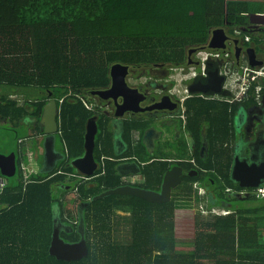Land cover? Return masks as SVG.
Listing matches in <instances>:
<instances>
[{
	"label": "trees",
	"instance_id": "1",
	"mask_svg": "<svg viewBox=\"0 0 264 264\" xmlns=\"http://www.w3.org/2000/svg\"><path fill=\"white\" fill-rule=\"evenodd\" d=\"M259 13L264 14V0H0V125L26 135L11 154L16 180L0 174L5 183L0 191V264H264V198L239 195L243 189L230 178L238 140L234 118L242 107L257 105L255 99L228 104L188 98V131L196 141L201 132L191 122L207 104L208 152L187 159L182 152L174 160L145 155L141 135L133 137L144 123L135 120L123 122L126 149L118 154L110 117L85 106L94 92L111 88L115 65L190 70L204 51L219 54L220 59H211L223 66L231 54L209 48L212 31L225 29L234 36L251 26L250 15ZM252 28L242 31L251 37L243 49L252 47L258 54L264 40L252 46V32H257ZM186 92L192 96L189 88ZM49 99H56L61 109L56 139L64 158L54 170L26 175L21 165L42 143L28 144L33 135L43 134L40 121ZM94 115L99 127L94 158L100 167L85 182L72 162L85 154L86 122ZM125 159L141 164L143 181L136 186L155 192L166 172L181 166L182 184L172 191L171 201L154 204L122 195L95 200L128 184L116 169ZM195 171L196 176L189 175ZM70 193L75 197L68 205L74 208L66 206ZM195 205L200 210L193 249L184 252L176 234V211ZM57 216L66 227L61 238L69 244L81 240L84 219L85 258L66 262L50 255Z\"/></svg>",
	"mask_w": 264,
	"mask_h": 264
},
{
	"label": "water",
	"instance_id": "2",
	"mask_svg": "<svg viewBox=\"0 0 264 264\" xmlns=\"http://www.w3.org/2000/svg\"><path fill=\"white\" fill-rule=\"evenodd\" d=\"M251 26L249 28H242L240 30L249 32L254 28L264 24V14H252L249 16ZM229 39L225 29H217L212 31V37L210 40L209 48L224 50L225 43ZM233 43L236 45L234 50V56L236 60H239L240 55L243 53V49L237 46V39H233ZM193 52H191L192 54ZM247 55L249 63L252 67L263 65V61L258 60L257 54L253 48H248L244 51ZM191 64V62L189 63ZM220 68L216 63L208 62V77L207 78H196L189 86V91L192 94L203 93L206 95H221L229 96L227 91L221 89L224 81V77L219 75ZM129 74V68L126 66L115 65L111 70L112 85L109 90L102 92H94L93 97L101 99L103 101H113L115 103L116 111L115 116H122L126 111L132 112H145L153 111L162 108L161 103L143 108L141 103L147 99V95L140 92L138 89H131L126 83V77ZM122 99L119 103L118 100ZM167 99L170 100L169 97ZM173 110V108H170ZM43 115L40 121V128L46 135L44 142L45 149V165L54 163L58 157L55 151L56 134L59 131V116L60 108L56 99H49L45 104L42 111ZM97 117H92L87 121L86 134H85V154L83 157L76 159L72 162V166L82 176H92L99 165L94 158L95 140L98 133ZM251 165L246 161H239L238 157L234 158L232 168L230 171V178L237 182L240 188H258L264 183V165H257L253 163L251 158ZM16 160L11 155L8 158L0 157V174L2 176L11 177L16 173ZM117 171L120 173V169ZM183 168L175 166L169 170L164 177L163 184L160 192H153L144 190L138 187H132L129 185L121 186L116 189L108 190L99 196L95 197V200L105 198L110 195H122V196H133L139 199L148 201L154 204H165L172 199V190L178 187L182 183ZM190 176H196L190 173ZM251 195L245 196L249 198ZM65 226L60 222L58 218L55 219V230L53 235V241L49 253L59 261H79L85 258L89 251L85 240V227L84 219L80 218L79 233L81 240L75 244L66 243L61 238L62 229Z\"/></svg>",
	"mask_w": 264,
	"mask_h": 264
},
{
	"label": "crops",
	"instance_id": "3",
	"mask_svg": "<svg viewBox=\"0 0 264 264\" xmlns=\"http://www.w3.org/2000/svg\"><path fill=\"white\" fill-rule=\"evenodd\" d=\"M255 29H256L257 32H264V24L260 25L259 27L255 28ZM239 33H242V30L239 29V32L234 33L236 35L232 36V38L237 37V35ZM246 36H248V35L242 36V39H240V41H242L243 44L250 43V41H251V37L250 36H249L250 40L249 41H245V37ZM232 38H230V40ZM262 39L264 40V38H262ZM249 48H252V47H249ZM245 50L246 49H244V51ZM224 51H225V49H224ZM257 58H258V60L263 61V65H264V59H259L258 54H257ZM230 61L232 62V68L230 67V72L229 73L226 72L225 75H224L225 70H224V72H222V66L220 65V63L218 61H216L214 59H210L208 61V62L215 63V64L217 63L219 65V68H220L219 75L224 77V81H223V84L221 86V89L224 90V91H227L229 93V96L224 97V96H221V95H218V94H216V95H206V94H203V93H198V94H192L191 93V95H192V97L203 98L206 102L217 101V102H222V103L233 104V103H236V102H243L245 99H248V98H253V99H255L257 101V105H251V107H242V110H240V112L234 118V128H235V132H236V138L238 140H237L236 147H235V155H234L233 161L231 163V168H232V164L234 162V158L235 157H238L239 161H242V162L246 161V162L249 163V165H251V161H250L251 157L242 158L239 155V154H242V153L238 152L239 148L243 149V141H245L244 140V133H245L244 125L245 124L243 125V130H242L243 134L242 135H240L238 133V130H237V127H236L235 124H236V119L237 118H239V119H244L243 117L246 118L248 116L247 111L252 110L255 106H259V107H262L264 109V93L260 97H257V96L250 97L248 95V96H246V97H244L242 99H238L235 96V94L237 93V90L234 91V92L233 91L231 92L229 89L227 90L225 88V83H226V81L229 78H231L232 76H234L236 74V72L239 70V65L240 64H244V65L248 64V65H250L248 57H247V55L244 52L242 53V55H240L238 61L236 60L234 54H232ZM208 62H207V76L206 77L199 76L200 78H207L208 77ZM194 63H195V61H194ZM195 64H197V63H195ZM259 66H261V65H259ZM254 67H258V66H254ZM179 70L180 71H185V69H179ZM129 72H130V68H129ZM184 76H185V81H186L187 85H186V88L183 89V91L186 92V90L189 88V86L193 82L192 80H189L190 70L187 73V75H184ZM172 78H175L174 75L172 76ZM178 86L179 85L177 84L176 88ZM176 88H175V90H176ZM131 89H133V88H131ZM97 99L93 97L92 101L90 99H88V101L86 100L85 101V106L90 111H98L100 113H105L106 115H108L110 117V127L114 131V144H115L116 152L118 154H122L125 151V149H126V147L124 146V142L122 140V135H121V132H122V129H123V122L125 120H135V121H137L139 123H144V126L142 128V132H140L139 130H133V137L138 139L140 137V135H141V142H142L144 150H145V155L149 154L150 156H152V158L174 160V159L180 158V153L184 152L185 154H187V156H186V159H187L190 156H194V155H197V154L200 155L199 151L198 150H196V151L193 150L192 146L194 144H197L198 147H200L202 139H204V142L207 145V151L204 153V155L205 154L207 155L208 142L206 140V135H207L206 131L209 129V126L207 124V122H209V120H208L209 116L207 114V110L208 109L206 107L207 104H205V103L203 104L205 106L204 109H203V113L200 114L198 117L195 116V118L191 122L192 129L194 131L195 130H197V131L200 130V132H201L200 141H196L194 139L192 133H190L188 131L189 120H188L187 114H186L187 124L184 125V123H182V126L179 125V127H178L179 133L177 135V139L175 140V139H173V135L177 133L175 124L173 122H172L173 124L167 122V121L172 120V118L166 117V116H157V114L154 113L155 110L147 111V112H152L153 114H155V115H152V116H148V115L138 116L137 114L143 113V112L126 111L124 113V115L118 117V116H115V114H114L115 112L113 114H111V113H108V112L104 111V107L102 105H104L105 103L107 104L109 102H104L101 99H99V100L102 101V103H99L97 101ZM192 106H193V111H195L194 107H196L197 104L194 103V104H192ZM163 107L164 106H162V108ZM164 109L167 110V111H171V112L173 111L170 108H164ZM156 110H163V109H156ZM187 112H188V109H187ZM60 114H61V109H60ZM95 116L98 118V115H94L93 117H95ZM59 118H60V116H59ZM59 118H58V120H59ZM245 120L246 119H244L243 123H245ZM219 122H220V129H223V126H224L223 120L220 119ZM97 123H98V119H97ZM59 125H60V128H59L58 132H61L60 131L61 130V122H60V120H59ZM86 125H87V122H86ZM263 127H264V124H263ZM98 131H99V127H98ZM150 132L152 133L151 137L149 135ZM238 134L240 135V138L238 137ZM42 135H43V137H45V139L48 138V137H46V135H44V133ZM42 135H40V137L38 138V143H40L42 141V143L39 144L38 150L37 151L34 150V152L32 151V153L29 154L28 163H23L21 165V170L23 172L28 173L26 175H29V173H34V172L40 171L41 169H42V171L54 170L56 168V165L58 164V162L64 158L62 152L57 150V139H56L55 151H56L58 157H57V159H56V161L54 163H49L48 166L45 165V149H44L45 139L43 140ZM250 140H254V138L252 137V139H250ZM39 153L44 154V163H43L42 167H40V168H39L38 165L34 166V161H33V159H36V161H37ZM201 157H203V156H201ZM191 162L195 163V160L192 158ZM253 163L259 165V163H256L254 161H253ZM140 165L141 164H139V162L135 161L134 159H125L116 167V169H118V168L120 169V173L117 171L118 174L121 175L126 182H128V184H126V185H129V186H132V187H137L136 185L140 184L143 181V177L140 175V172H141ZM178 167H181V166H178ZM96 171H98V170H96ZM230 171H231V169H230ZM183 174H184V169H183ZM79 176L85 182L87 180H90L91 177H92V176H88L87 177V176H82V175H79ZM2 180H4V179H2ZM126 185H124V186H126ZM263 186H264V183H263ZM200 191H202V190H200ZM243 191H245V190L243 189L242 191H240V194H243L242 193ZM153 192H155V191H153ZM203 194H204V192L202 191V195ZM56 218L59 219L58 216ZM67 228H69V227H67Z\"/></svg>",
	"mask_w": 264,
	"mask_h": 264
},
{
	"label": "flooded vegetation",
	"instance_id": "4",
	"mask_svg": "<svg viewBox=\"0 0 264 264\" xmlns=\"http://www.w3.org/2000/svg\"><path fill=\"white\" fill-rule=\"evenodd\" d=\"M226 33L229 39L225 43V51H229L230 54H234L235 44L233 43V39H237V46L243 49V43L240 41L242 39L243 33H239L237 37L232 38L231 33L226 30ZM236 35V34H235ZM230 38H232L230 40ZM231 43L233 44V49H231ZM244 52V49H243ZM148 69L152 71L159 72V76L156 78L149 79L147 82H143L142 80L145 78L143 76L144 73H149ZM147 71V72H145ZM151 71V72H152ZM173 69L164 65H160L155 68H148V67H136L131 68L129 72V76L126 79L128 87L133 89H139L140 92L147 95V99H145L141 103V107L147 108L156 104L161 103V106L164 108H173V111L163 110H155L154 113L157 116H166L172 118V120L167 121L168 123H174L177 133L173 135V139H177V135L179 133L178 127L179 125L182 126V123L187 124L186 114V102L188 98L190 99V94L186 93L181 89H176L177 83L171 79L173 76L172 74ZM150 72V73H151ZM130 81L138 82L139 84L136 86H131L129 84ZM167 97L170 98L167 99ZM95 98V97H94ZM97 99V98H96ZM183 100V101H182ZM99 103H102L101 100L97 99ZM119 103L122 102V99L118 100ZM104 107V111L113 114L116 111L115 103L113 101H109V103H105L102 105ZM248 116L245 118V125H244V140L243 141V149H238L240 157H251L252 161L259 163V165H264V109L259 106H255L252 110L247 111ZM152 112H143L137 114L138 116H152L155 115ZM184 117V118H183ZM185 119V120H184ZM238 120H242L237 118ZM172 123V124H173ZM150 132V137H151ZM251 137L254 140H250ZM43 137V135H42ZM45 137H43V140ZM193 150H198L201 156H204V153L207 151V145L204 142V139L201 141L200 147L197 144L192 146ZM248 154V155H247ZM237 155V154H236ZM206 194L209 195V190L206 191ZM235 194V193H234ZM239 194V193H238Z\"/></svg>",
	"mask_w": 264,
	"mask_h": 264
},
{
	"label": "rangeland",
	"instance_id": "5",
	"mask_svg": "<svg viewBox=\"0 0 264 264\" xmlns=\"http://www.w3.org/2000/svg\"><path fill=\"white\" fill-rule=\"evenodd\" d=\"M252 36L254 38V41H253V43H251V45L256 46V45H254L255 41L258 39L261 40L262 38H264V32H252ZM262 49L264 50V45L262 46ZM258 56H259V59H264V51L258 52ZM151 71H152V69H151ZM145 72H147V71H145ZM188 72H189V68H185V71H180L179 69L172 71V74L174 75V77L176 79L175 81L179 85L177 87L178 89L180 88L181 90H183L186 88L187 83L185 81L184 75H187ZM128 76L129 75H127L126 79L128 78ZM143 76L145 78L142 81L147 82L149 79H151V77L156 78L157 76H159V72L152 71L151 73H144ZM199 76L197 75V73H194L193 71H191L189 80L193 81L196 78H200ZM129 84L131 86H136L139 83L134 82V81H130ZM249 92H248V94H249ZM248 94L244 95V97L247 96ZM18 98L20 100L23 99V97H18ZM104 102H109V101H104ZM243 121H244V119H242V120L236 119L235 125H236L238 133L240 135L243 134V132H242L243 125H244ZM1 124L2 125H0V157H8L9 155L16 153V151L20 147L18 145L17 140H22L26 137L24 132H22L25 130H22L20 128H17V129L11 128V127L7 126L6 124H4V122H1ZM239 134H238V137L240 138ZM32 138L35 139L36 141H34L33 139L29 140V142H28L29 146H31V144L33 142H37V139H38L37 135H36V137H34V135H33ZM250 139H252L251 135H250ZM43 160H44V154L39 153L37 161H36V159H33L34 166L38 165L39 168L42 167V165L44 163ZM2 177H6V176H2ZM16 178H17V175H14L11 177H7L6 180L7 181L9 180L10 182L13 183L16 180ZM263 187L264 186L262 184L258 188H243L245 191H243L242 192L243 194H240V195H243V197H245L247 195H255L259 198H264V196L260 193V189H262ZM199 195H202V191H200ZM74 197H75V195L73 193H70L67 196V204H66L67 207L74 208V205H72V204L68 205V201H70ZM198 210H200V207L195 205L193 207V209H190V210H178V211H176V216H175L176 234H177V239L179 240V243H180L179 249H181L184 252H189L193 249L192 240L194 238V222H195L196 212ZM56 211H57V215H58L59 209L57 208ZM262 237L264 240V234Z\"/></svg>",
	"mask_w": 264,
	"mask_h": 264
},
{
	"label": "built area",
	"instance_id": "6",
	"mask_svg": "<svg viewBox=\"0 0 264 264\" xmlns=\"http://www.w3.org/2000/svg\"><path fill=\"white\" fill-rule=\"evenodd\" d=\"M249 40L250 37L246 36L245 41ZM226 52L227 54L225 56L228 57L230 52ZM212 57L214 59H220L219 54H211L204 51L199 53V56L197 58H194V61L195 63H197V66L190 68V72L193 71L194 73H197L198 76L200 75L206 77L207 61L210 60ZM230 67L232 68L231 61L224 63V65L222 66V72H224L225 70L224 75L226 74V72H230ZM225 88L227 90L229 89L231 92L237 90L235 96L238 99L244 98V95L248 94L249 91L250 92L248 95L250 97H260L264 93V65L252 67L248 64H240L239 70L236 72V74L226 81ZM4 184V180L0 178V191L3 189ZM260 193L264 196V187L260 189ZM222 214L226 215L228 213L223 212Z\"/></svg>",
	"mask_w": 264,
	"mask_h": 264
}]
</instances>
